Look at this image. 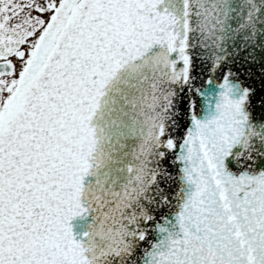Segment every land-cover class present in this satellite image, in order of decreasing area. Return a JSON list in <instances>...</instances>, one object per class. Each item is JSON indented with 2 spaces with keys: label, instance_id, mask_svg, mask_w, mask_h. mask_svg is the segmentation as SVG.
Instances as JSON below:
<instances>
[{
  "label": "snow or ice",
  "instance_id": "1",
  "mask_svg": "<svg viewBox=\"0 0 264 264\" xmlns=\"http://www.w3.org/2000/svg\"><path fill=\"white\" fill-rule=\"evenodd\" d=\"M0 264H264V0H0Z\"/></svg>",
  "mask_w": 264,
  "mask_h": 264
}]
</instances>
